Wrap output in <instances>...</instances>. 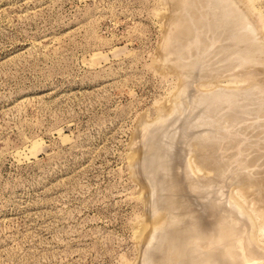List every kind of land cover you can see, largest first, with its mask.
I'll return each instance as SVG.
<instances>
[{
	"label": "rangeland",
	"instance_id": "1",
	"mask_svg": "<svg viewBox=\"0 0 264 264\" xmlns=\"http://www.w3.org/2000/svg\"><path fill=\"white\" fill-rule=\"evenodd\" d=\"M182 1L185 4L188 3L189 6H185ZM195 1L196 0L190 3L189 0H180L177 2L176 0H0V264H146L148 261L146 257L151 255L153 246L150 248L151 243L149 241L151 240H149V238L151 236L146 237L145 235L148 232V226L153 222L154 213H160L159 210H155L154 207L156 206V209H160L161 213L162 210H165V207H168L167 209L169 211L173 209L168 204L166 206L167 202L164 203L162 207V203L160 202H163V200L159 199L163 190L162 187H160L161 189L158 188V185L161 186L163 184L162 179L164 180V178L157 177L163 176L161 175L162 173H159L161 172L160 169H158V171L153 170L155 166L158 168L157 164L155 165L156 160H152L156 157L155 155H163L164 161H169L168 165L170 163V165L173 166L172 169L176 167V170L173 169L176 174H173V171L171 172L179 182L183 183V186L187 185L184 178L187 179L190 177V172L187 171V169L199 174L196 176V180L202 183V185L205 184L206 180L207 182L212 181V185L215 184L211 187L212 189L210 188L211 185H207V187L204 185L203 187L206 189L204 190L200 187L201 184H198L201 189L200 192L203 193L204 191L208 193V190H212L208 194L211 192L215 193L208 195L211 196L213 194L210 197L211 201L219 198L215 196L217 191H222L219 193L223 194L225 190L224 187L228 186L226 189L234 194L232 195L234 199H232L228 191L225 190L224 193H228L226 195H230L229 199L231 198L232 200H235L237 197V201H241L243 205L247 206V209L244 208L245 206H242L244 211L248 210V203H246V201L249 199L254 201V198L260 199L261 197H259V195L263 198L259 200V203L256 199L255 202H252V200L247 202H251L252 205L254 203L257 205L258 209L264 208V179L262 180L260 178H264V151L262 154V149L260 150V148H256L257 146H255L257 140H259L260 143L262 142V145L264 144V100L260 103L261 109L259 108V116L260 114L262 115L261 120L260 117L254 118L253 116H255V114L252 116L249 115L250 120L248 116L245 117V119H248L246 122H254L259 119L258 121L261 123L255 121L253 126H243V129L246 128L245 130L247 131L248 127L249 129L254 127L259 130L257 131L256 129L255 131L253 128L251 129L252 133L250 131L249 133L245 132L242 127H240L241 130L239 128L240 131H237V135L240 138L244 133H247L240 139L243 143L246 142L245 144H247L245 147L242 143L247 149L246 154L252 149L251 145L254 141L253 147L256 149L253 150V148V153L252 150L249 151L250 154L248 153L249 156L252 154V157H247V155L243 153V155H239V158L243 156V158L246 157L245 159H248V161L253 158L252 161L254 166L252 165V161L250 164H248L249 162L247 161V163L245 162L243 165L246 171L249 168L248 165H251V170L249 168L248 171H250L246 173L249 174V176L251 175L250 172H253L252 170H258L256 171L258 172V177H256L257 174L255 171L252 173V175L255 174V177L252 176V178H250L251 176L248 177L244 171H242L244 175L238 171L241 167L243 168V165L238 168V163L236 164L235 162H239V160L240 162L242 161L241 159L243 158L237 160V154L240 153L239 150L243 148V146H237L239 148L238 151L234 149L237 151H234L237 155L236 158L235 155H233L235 161L234 159L232 160V157L228 158L231 156L230 152H232V149L229 150L230 146L233 145L231 144L232 141L236 144V140L234 139L238 136L231 140L236 130L233 132V135L231 134L232 136L230 135L231 138L228 140L224 139L222 141V138H218L216 135L215 137L213 136V133L217 134L218 131H220L219 133L221 136L220 126L222 127V123V132L226 131L224 128L227 126L224 125L225 121L223 122V120L228 121L229 119L227 120V117H233H229L232 115L229 107H225L226 105L224 104L225 109H223L222 112L220 111L223 116H220L221 114L219 115V113L217 114L220 119L219 122L224 118L220 123L217 122L220 126L215 123L217 121L215 119H218L216 115V118L212 116L215 118V122L212 121L204 125L201 123L206 119L205 117L210 115L208 111V115L206 114L205 107L207 106V101H209L208 98L214 96L213 94L211 95V92L218 93L224 88L223 91L226 92L223 94L226 96L227 90L229 91V89L241 93L242 90L248 92V87L257 81L264 84V55H262L264 54V49L262 52V50L258 48V46H261V48L264 47V0H231V3L232 1H235V4L238 2L239 7H237L238 4L237 6L235 4H233L235 6L229 4L230 0H223V4L229 6V9L236 10L235 12H239L238 14H240V16L243 15L240 17L242 24L240 25L238 22L239 25L236 24L238 27L241 26L239 30L244 28L243 31L246 32L244 35V32L241 31L242 29L240 31L237 29L238 27L233 23L234 21L227 26V37L231 35L230 38H233L234 36L232 34L237 30L239 33H242L243 36L240 34L238 36L239 38L236 35V38L239 39V44L241 40L242 45H240V47L236 45L235 47H237V49H234L235 47L233 46L236 44L235 42H237V39L233 38L229 41L230 38L225 37L227 32V29H225L226 31L224 33L222 32V39L224 42L220 40L211 47L212 49L213 47H218L217 50L219 51V47H221V49L233 47L234 50L232 48H230V50L226 49L230 56L232 55L233 57L231 58L229 56V59L227 58L228 60H226L225 57L228 56V52L222 55L221 51H218V53H220L219 56H221L223 60L225 59L222 61L221 57L217 56L218 53L215 49L216 51L214 50V52L217 54H213V56L208 58L211 49L210 51L207 50L208 57L205 55L206 52L203 55L208 58L206 64L208 67L206 65H204V67L208 69L212 64V68L207 70L203 67V69H199L200 71L198 74L200 75L192 74L191 78H189V76L187 82L190 80L192 81V79L194 81L189 83V89H186V73L182 74L181 71L183 70V72H185L186 70L183 69L184 66H182V63L187 62L185 59L186 55H188V49L193 47L198 41L195 35L196 32L202 31V29L208 27L207 23H204V25L202 24L204 21L201 19H204L208 15L207 12H210L209 10L214 12L213 14L215 15H218V12L222 11H219L220 5L219 9L215 10V8L217 9L218 7L213 5L216 0H204L206 3H204L203 0H201L203 2H199L200 0L198 2L196 1L201 5H198ZM189 3H194V8L198 5L196 6L197 10H194V8L191 9L192 5L190 6ZM181 4L185 6V10L183 9L184 6ZM203 4L209 8H205ZM178 6L182 8L183 11H181V9L179 10V8H177ZM199 6L204 7L203 9L207 11L201 10L202 8L200 9ZM188 9L190 13L186 11ZM237 9H241L242 12L245 10L244 14L240 11L237 12ZM176 11L179 15L174 13ZM179 12L183 14L186 12L189 16L192 15L187 17L185 13V18L183 14L182 18ZM197 12H200L199 16H201V19ZM175 14L178 16L176 19L174 18ZM210 14L212 13L210 12L209 15ZM245 17H248L246 18L248 21L244 20ZM172 18L175 20L179 19V23L178 21H175V23ZM184 19L187 23L189 22V26L186 21H182ZM197 19L201 21L199 20L200 22H197ZM172 20L176 24H174L176 28L173 27L174 30L171 27ZM180 21H182V25ZM245 22H249V24ZM194 23L196 24L193 25ZM242 25L245 26L243 27ZM192 27L193 30H191ZM194 27H197L196 32L194 31ZM248 29H252L249 33H255V36L258 35L257 38L253 35V44L257 43V46L255 45L257 47L256 49H254V45H252V49V46L249 48L248 44L247 47L244 44L245 41L243 39L246 38V34L248 33L246 30ZM187 31L189 33H187ZM175 32L178 33L176 34ZM179 33L181 34L179 35ZM169 34L171 36H168ZM252 34H250V36L247 34V38H250ZM179 37L182 38V40ZM167 38L172 40L170 41L172 44L169 42L166 43ZM202 38L206 40L204 39L206 35H201L199 41H202ZM255 39H257V42L254 41ZM259 39L260 41L262 40L260 45H258ZM187 40L188 42H186ZM173 42L175 44L178 43L175 45ZM248 42L247 40L246 43ZM167 44L169 45L168 48L172 47L170 45H174L171 49H168L166 46ZM188 44L190 45L188 46ZM232 44L233 46H231ZM180 45H184L183 47L181 46L182 49ZM175 46L177 49H174ZM241 46L246 49L245 52H247V48L251 49V51H255L254 53L257 57L259 53L262 54L259 55L257 59V57L253 55L254 53L251 52L252 56H255V60L251 62L253 65L250 64L248 66L246 65L248 63L245 62V58L242 57L244 54L242 52H244V50ZM238 48L243 51L240 50V52ZM177 50H180L181 53ZM232 50L236 51L242 59L234 54ZM237 50L242 55L237 52ZM259 50H261V52ZM165 51L167 53H165ZM172 55L173 57H171ZM234 55L236 56L234 57ZM176 56H178L179 59H176ZM183 58L185 59L183 60ZM261 59L262 62L260 61ZM230 60L232 61L230 62ZM227 61L229 64H227ZM239 62L241 63L239 64ZM214 65L215 67H213ZM176 66H179V70ZM215 71L216 73H214ZM246 73L248 74L247 76H245ZM203 75L205 78H203ZM250 75L252 79H248L251 77ZM245 77H248L247 80H245ZM253 78H255V81ZM244 83L247 84L245 85ZM194 86H196L197 89H194ZM184 89L189 90L188 93L190 89H193L195 94L196 91L198 92L199 90L198 96L200 94L204 96L205 93H210L209 95H205L207 100L202 104L203 106L201 104L199 106L200 108L203 107V112L197 107L202 114L205 112L204 118L202 114H200L201 118L197 117L199 116L197 112L195 115L197 119L193 118L195 117L194 109H191L192 112H194V114L192 113L193 115L189 110L191 107L196 108V105H199L198 99H200L199 97L201 96H194L193 90V93L192 91L189 94L186 91L185 93ZM183 92L185 94H183ZM229 93L230 91L228 95ZM182 94L185 99L184 102L181 96ZM187 94L188 96H186ZM190 96L191 98H195V100L197 97L196 101L193 99L191 101H194L195 106H191L192 103L190 104L188 100H186V98ZM218 101L216 100V102ZM176 102L177 104L178 102H182L178 105L181 107L180 109L183 113L187 109L185 113L188 114L190 120L186 117L188 121L185 123L186 120L184 121L185 117H183L181 111L180 117H177L180 115L179 111L175 114L176 118L173 116L174 118L171 119V115L168 118L169 121L171 119L170 124H173V119L176 120L177 118H180V120L177 119L175 122L180 121V124L174 123V125L176 124L177 126H172V129L167 120L168 123L166 122L167 125L164 126L168 127L169 125L170 129H168L169 131L167 130L168 132L166 131L167 134H162L161 138V134L158 132L162 133L161 131L163 129L165 131L166 127H164L163 124L166 123H159V125L163 126L162 129L161 126L158 125V121L163 115L168 116L173 111ZM185 102L189 103L188 106L187 103L186 105L184 104ZM182 104L184 107L186 106V109ZM197 109L195 111H197ZM206 110L209 109L206 108ZM226 110H228V113L230 110V115ZM223 112H226L228 115H224ZM199 118L200 120H198ZM183 121L185 124H188L190 121V123L186 125L188 127L185 126ZM191 121H195L196 124H194L196 126L201 125V127L198 128L199 130L203 127H206V130L203 128L202 131H199L196 128L198 132L196 130L194 131L193 127L195 125H193ZM156 124L158 127L153 129V125L156 126ZM210 124L211 128L209 127ZM189 125L193 130L190 129L188 132L191 133V131H193L194 133H192L197 139H195L193 135L188 136L189 133L186 129H189ZM230 125L232 124L230 123ZM229 126V129L233 127V125ZM180 129H182L183 132L186 131V134L188 133L187 137L185 136L186 138L182 135L183 132ZM152 132H154V137L151 136ZM199 132H202L203 135H205L204 133L206 132V135L212 132L211 135L217 142L219 141V143H221L222 141L225 144L224 147L221 145L222 143H215L217 149H221V151L223 149L222 153L220 150H216V148L215 151H217V154L218 152L220 155L222 154L223 158L225 154V159H230L229 161L231 162H229V164L227 163L229 167L232 163L230 167L232 169L228 168L230 170H226L228 173L225 174L226 176L229 175L226 179L231 182V185L229 182L227 185V180L225 179L226 181H222L226 186L222 187L223 183H217L218 180L216 176L218 174L215 172V174L211 173L213 172V170L210 169L211 166L207 167V165L205 166V164H203V161L201 162V157L199 158L197 155V152L200 151L197 150L200 147L198 148L194 144L200 140L198 138H202L201 140L205 141L206 136H196V133L199 134ZM239 132L242 135H239ZM260 132H263L262 136H260ZM176 133V138H173V135H176ZM148 135L151 136V139L154 138V140L151 141L156 142V140H158V145H164L165 143L166 147L163 148L164 146L162 145V148L167 149L168 153L167 150L163 151L160 145V150H162L164 154H162L161 151L160 154L159 152L157 154L149 151L146 152L147 150L145 147L147 148ZM211 135L209 134L207 138H212L210 137ZM218 135L219 134H217V136ZM225 135L226 134H224V136ZM163 137L166 138V140L163 139ZM168 137L173 139H169ZM189 137H191V139ZM260 137L263 139H260ZM193 138L196 141L193 140ZM244 138L246 139L244 140ZM187 139H189V143L192 141L190 143L191 146L186 142ZM159 140H163L164 142L162 141L161 143ZM170 140H173V142ZM201 140L199 142H202ZM225 141H228L230 145H227ZM242 141H239L240 144ZM249 142H251V145H248ZM216 144L222 147L220 148ZM261 144L258 146L264 148ZM193 145L194 147L196 146L197 149L193 148ZM226 145L229 146L228 149ZM236 145L234 148H237ZM181 147L189 151L188 153H190V155L192 152L191 147L195 149L194 151L196 153L192 152L191 160L188 154L186 155L184 154L185 152H181ZM188 148L190 149L188 150ZM143 149H145V151ZM173 149L174 152H171L170 150ZM179 152L185 155L183 160H181L183 156H180ZM150 153L151 157L149 158L148 155ZM193 153H195L199 159H196L197 157L194 158L195 156H193ZM200 153L199 155L201 156L202 152L200 151ZM220 155L218 154L219 158L217 157L218 162H221V160H223L221 164L227 162V159H221ZM175 156H177L178 159L180 157V162ZM187 158L192 163H189ZM255 158L256 161L258 160L257 158H260L259 160L261 162L257 161L259 164L254 162ZM145 159L149 161L147 160L146 162ZM192 159L195 160L194 162H196V164L201 162L202 164H200L205 167H198L197 165L199 164H195V166H192L193 170L187 166L186 168L184 164H179L182 161L183 163L186 162V165L189 163L191 167V164L194 165ZM150 160L152 162L154 161V163L151 162L154 166L152 167V165H150V168L147 167L150 170H146L144 167L150 164ZM197 160L200 161L197 162ZM176 162H179L178 164L180 166L184 165L181 166L182 169L183 167L186 169H180L181 167L179 165H175ZM242 162H244V159ZM233 163H235V167ZM255 163H257L258 169H256L257 166ZM202 167L204 169L207 167L209 170L208 174H205V171H207L206 169L204 172L202 171L203 169H199ZM233 168H236L237 171L236 169L233 170ZM185 170L189 173H186ZM182 171L189 175L183 174L184 172ZM152 173H159V175L154 176V181L157 179L159 181L161 180L159 182L160 184H158V180L153 182V180L149 178H153V176H150ZM203 173L205 175H203ZM209 173L211 175L210 177H212V179L214 178L215 181L214 179H209ZM177 174L178 178L176 177ZM192 175L194 176L196 174L191 173V179L193 178V180H195V177H192ZM200 175L203 177H200ZM205 176L207 178L206 180L201 179ZM197 177H200V180H205V182L203 183V181H200ZM179 178L182 179V181L179 180ZM217 178L219 179L218 176ZM224 178L225 177H223V179ZM220 179L222 178L220 177ZM220 179L219 182H221ZM184 180L186 184L183 182ZM151 183H153L154 186L158 184L155 187V189H158V194H156L154 188L152 189L154 186H152L153 184ZM216 184H219V190ZM229 186H231V190ZM242 186L245 189V193H248V196L244 194V189L240 191ZM258 189L263 191H259ZM184 191L185 195L192 197V199L188 197L190 198L189 201H194V199H196L191 191L187 189V186ZM219 193L217 194L219 195ZM222 194H220L221 196L219 195L220 198L226 199H223L225 203L226 201L228 202V196L225 194L222 196ZM242 194L248 198L244 200L245 196ZM154 195L155 200L153 199ZM157 195L158 197H156ZM205 195L203 193L202 196L205 197ZM195 196L199 198V196ZM212 197L214 199H212ZM198 198L194 202V208L196 210L197 208L200 210L201 207H204L207 203L210 205V201L206 202V198L203 202V197L200 201ZM163 199L166 201L165 198ZM219 199L216 201L219 202ZM223 200L222 202L220 201L219 204L221 203L222 205ZM232 200H229V203H233L234 201L232 202ZM197 201L200 203V207ZM225 203L223 204L224 206ZM229 203L226 204V208L229 207ZM231 203L230 205H232ZM234 205L230 206L233 210H235L233 207H236ZM252 205L249 204V207H252L251 209H253L254 206ZM211 206L212 205H210V207ZM174 208H176L177 211L173 209L174 211H171L173 213L169 211L167 213L165 210L162 214L165 215V213H167L173 216L172 214L175 213L178 215L174 214L173 217L179 215V217H181L182 204ZM178 208H180V210ZM208 208H206V211L209 210ZM250 208L249 210L251 213L253 210L255 211V208L252 211ZM179 211H181V213ZM206 211H198L200 213L202 212V214L205 213L203 215L205 216V220L209 217V211L207 213ZM168 215L166 217L169 218ZM247 217L249 218V216ZM244 218H246V216H243V219ZM263 219L264 211L260 219L256 220V223L252 220L251 224V221H249L251 218L246 221V223L249 222V224H251L248 226L250 230H254L256 227L258 244L260 243L262 247H264V228L261 227ZM186 221L187 220H184L185 223ZM252 226H254V228ZM154 234L155 233L152 234V237L155 238L159 235V232H156L155 235L158 234L157 236ZM190 241L200 242V244L208 242L207 238L200 237H190ZM153 242L152 244L155 243ZM147 245L151 250L147 249V251H150L148 256L147 252L144 250ZM186 253L184 248H182L181 254L184 255ZM144 254L146 255L144 256ZM143 256L145 260L142 258Z\"/></svg>",
	"mask_w": 264,
	"mask_h": 264
},
{
	"label": "bare ground",
	"instance_id": "2",
	"mask_svg": "<svg viewBox=\"0 0 264 264\" xmlns=\"http://www.w3.org/2000/svg\"><path fill=\"white\" fill-rule=\"evenodd\" d=\"M177 1H180V0H176V2ZM192 1H194V0H192ZM192 1H190L189 0V2L190 3H192ZM197 2L199 1V0H196ZM195 1V2H196ZM204 1V0H203ZM203 1H199V2H203ZM210 1V0H209ZM208 1V2H209ZM211 1H213V0H211ZM215 1V0H214ZM237 1H239V0H237ZM196 2V3H197ZM225 2V1H224ZM227 2V1H226ZM230 3L229 4H235L233 1H232V3H231V0L229 1ZM181 3V2H180ZM180 3H179V6H180ZM182 3H183V1H182ZM189 3V4H190ZM204 3H206L205 1H204ZM213 3V2H212ZM185 6L186 5H188V3L187 4H185V3H183ZM183 4H181V5H183ZM194 4V3H193ZM193 4H190V6H191V9L192 8H194L193 6ZM198 5H201V4H199V3H197ZM237 4H238V2H236V6H237ZM183 5V6H184ZM198 5H196V6H198ZM203 5H205V4H203ZM210 5V4H209ZM213 5L215 6V7H217V9L215 8V10H218L219 9V7H220V9H219V11L220 10H222L221 12H218L219 14L218 15H215V14H213L214 12H212L211 10H209L212 14H210L209 15V13L210 12H207L208 13V15H207V13H206V17L205 16H203V17H205L204 19H201V16H199V13L200 12H197L198 13V16L200 17V19L201 20H203L204 22L202 23L203 25H204V23H207L208 24V27H205V29H202V31H197L196 32V28H195V32H196V39L198 40L197 42H196V44H194V46L193 47H190V49H188L187 47V49H188V55H186V59L185 58H183V60L185 59V61L187 60V62H184L182 59H180L182 62H184V63H182V66H184L183 67V69L184 70H186L185 72H183V70H181L182 71V74H185L186 73V81L185 82H187V79H189V78H191L192 76V74H195V75H197L198 73H199V69H203V67H204V65H206L207 64V60H208V58H210V56H213V54H217L218 53V51L219 50H217V48L218 47H213V49H212V47L211 46H214L216 43H218L220 40H222L223 41V39H222V37H223V35H222V32L224 33L226 30L225 29H227V26L229 25V24H231L233 21V23H235V25H237L238 23H240V25L242 24V22H241V18L240 17H242L243 15H241L240 16V14H238L239 12L238 11H240L241 13H243L244 14V12H245V10L242 12L241 11V9L239 10V9H237V12L238 13H236L233 9H229L228 7L229 6H226L225 4H223V0H216L215 1V4L213 3ZM220 5V6H219ZM235 5H233V6H235ZM179 6L177 7V8H179ZM185 6L183 7V9L185 8ZM189 6V5H188ZM195 6V8H194V10H197L196 7ZM211 6V5H210ZM225 6H226V8H228V9H226L225 8ZM232 6V7H233ZM176 7V6H175ZM207 6L205 5V8H206ZM237 7H239V4H238V6ZM242 7V6H241ZM199 8L201 9V10H203V11H205L203 8L204 7H200L199 6ZM209 7H207V9H208ZM211 8H212V6H211ZM223 8V9H222ZM230 8H231V6H230ZM181 9V11H183L182 10V8H179V10ZM186 9V8H185ZM184 9V10H185ZM190 9V8H189ZM189 9L188 10H186L187 12L189 11ZM193 11V10H192ZM207 11V10H206ZM205 11V12H206ZM216 12V11H215ZM174 13H177V11L176 12H174ZM173 13V14H174ZM180 13V12H179ZM186 13V12H185ZM184 13V14H185ZM188 13H190V11L188 12ZM188 13H186L187 14V17L189 16V14ZM192 13V12H191ZM178 14V13H177ZM177 14H175L174 16V18L176 19V17L178 18V16H177ZM182 14L183 13H180V15L182 16ZM183 14V16H184V18H185V15ZM217 14V13H216ZM179 15V14H178ZM192 15V14H191ZM190 15V16H191ZM201 15V14H200ZM245 15H247V14H245ZM180 16V17H181ZM183 16H182V18H183ZM189 16V17H190ZM197 16V15H196ZM195 17V16H194ZM193 17V18H194ZM202 17V18H203ZM174 18H172V19H174ZM181 18V19H182ZM246 18H248V17H245L244 18V20H247L248 21V19H246ZM174 19V22L175 21H178V23H179V19H177V20H175ZM180 19V20H181ZM195 19V18H194ZM200 19H197L198 21L197 22H200L201 20ZM187 20H188V18H187ZM193 20V19H192ZM200 20V21H199ZM183 22L184 21H186L185 19L184 20H182ZM182 21H180V24H181V22ZM196 21V20H195ZM194 21V22H195ZM173 22V20H172V23H173V25L176 23H174ZM196 22V23H197ZM238 22V23H237ZM172 23H171V27L173 28H175V25L173 26L172 25ZM186 23H187V21H186ZM189 23V22H188ZM187 23V24H188ZM196 23H194L193 25H195ZM237 23V24H236ZM244 23V22H243ZM246 24L248 23L249 24V22H245ZM179 24V25H180ZM206 24V25H207ZM182 25V24H181ZM190 25H191V23H190ZM192 25V26H193ZM197 25H198V23H197ZM199 25H200V23H199ZM239 25V24H238ZM238 25H237V27H238ZM177 26H178V24H177ZM176 26V27H177ZM188 26H189V24H188ZM233 26V25H232ZM232 26H231V28H232ZM243 27L245 26V25H242ZM251 26V25H250ZM170 27V28H171ZM180 27V26H179ZM181 27H184V26H181ZM186 27V26H185ZM201 27H203V26H201ZM235 27V26H234ZM239 27H241V26H239ZM239 27L237 28L238 30H239ZM174 28H173V30H174ZM199 28V27H198ZM204 28V27H203ZM229 28H230V26H229ZM246 28V27H245ZM249 28V27H248ZM251 28V27H250ZM176 29V28H175ZM189 29V28H188ZM236 29V28H235ZM242 29V30H241ZM240 30L241 31H243V29L244 28H241ZM180 30V29H179ZM191 30H193V27H192V29ZM198 30V29H197ZM230 30H232V29H230ZM233 30H234V28H233ZM232 30V31H233ZM238 30L234 33V34H232L234 37V39H237V42H235L236 44L233 46V44L231 45V46H233V47H235L236 45H237V47H238V45H239V47H240V45H242L241 43H242V41L240 40V44H239V35L241 34L242 35V33H239L238 32ZM239 30V31H240ZM250 30H252V29H248V30H246V31H248V33L247 34H249V36H250V34H252V33H249V32H251ZM171 31V30H170ZM184 31V30H183ZM193 31V32H194ZM235 31V30H234ZM173 32V31H172ZM230 32V31H229ZM244 33H243V35L246 33L245 31H243ZM169 33V32H168ZM176 33V32H175ZM178 33V32H177ZM176 33V34H177ZM184 33V32H183ZM187 33H189L188 31H187ZM228 33V29H227V32H226V38H230L231 37V35L230 36H228L227 37V34ZM239 33V34H238ZM253 33H254V31H253ZM181 33H179V35H180ZM247 34H246V38H245V36H244V38L245 39H243L244 41H245V46L247 47V44H248V47L250 48V46H252V45H256L257 46V43L256 44H253L254 42H253V39H254V37H253V35L255 34H252V36L250 37V38H247L248 36H247ZM171 35H172V33H171ZM170 34L168 35V36H171ZM183 35H185V34H183ZM201 35H206V38H204V39H206V40H203V38H202V41H199V39H200V36ZM236 35H237V37L238 38H236ZM242 35V36H243ZM167 36V37H168ZM191 36V35H190ZM192 36H193V34H192ZM255 36V35H254ZM174 37V36H173ZM175 37H178V36H175ZM184 37V36H183ZM186 37V36H185ZM188 37V36H187ZM195 37V36H194ZM256 38L258 37V35L257 36H255ZM169 38H171V37H169ZM169 38H167V42L166 43H171L170 41H172L171 39H169ZM180 38V37H179ZM178 38V39H179ZM192 38V37H191ZM233 38H230V40L229 41H231V39H233ZM168 39H169V41H168ZM181 40H182V38H180ZM188 39V38H187ZM194 39V38H193ZM184 40V39H183ZM185 40H186V38H185ZM188 40H190V39H188ZM188 40L186 41V42H188ZM226 40V39H225ZM228 40V39H227ZM249 41L248 43H246V41ZM176 41V40H175ZM174 41V42H175ZM190 41H192V40H190ZM195 41V40H194ZM234 41V40H233ZM233 41H232V43H233ZM236 41V40H235ZM254 41H256L257 42V39H255ZM262 41V40H261ZM260 39H259V44L258 45H260ZM173 42V43H174ZM186 42H183V43H186ZM193 42V41H192ZM224 42V41H223ZM222 42V43H223ZM178 43V42H177ZM176 43V44H177ZM180 43V42H179ZM191 43V42H190ZM172 44V43H171ZM175 44V43H174ZM173 44V45H174ZM175 44V45H176ZM187 44V43H186ZM221 44V43H220ZM173 45H170V46H172L173 47ZM190 44H188V46H189ZM167 46V48H168V44L166 45ZM166 46H165V48H166ZM181 46L182 45H180V48H181ZM184 46V45H183ZM182 46V47H183ZM224 46V45H223ZM222 46V47H223ZM254 47V49H256L257 47ZM263 46V45H262ZM172 47H169L170 49L172 48ZM211 47V48H210ZM233 47H229V48H222L221 49V47H219L220 48V51H221V53H222V55H224V54H226L228 51L226 50V49H229L230 50V48H232L233 49ZM237 47H235L234 49H237ZM242 47V46H241ZM245 47V48H246ZM166 48V49H167ZM168 48V49H169ZM179 48V47H178ZM185 48V49H186ZM243 48V47H242ZM249 48H247V52H245V50L246 49H244L243 48V50H244V52H242V53H244L243 55L240 53L241 51H243V50H241L240 48H238V50L240 51H238L237 50V52H239L241 55H242V57L243 58H245V62L246 63H248V64H246V65H250L251 64V62H253V60H255V51H251V49H249ZM252 49H253V46L251 47ZM258 48H260L261 50H262V52H263V49H264V47L263 48H261V46L259 47L258 46ZM167 49V50H168ZM174 49H177L176 48V46H175V48ZM182 49V48H181ZM210 49H211V51H210ZM217 51H216V50ZM233 49V50H234ZM165 50V49H164ZM207 50H209L210 51V53H209V57H208V55H207ZM214 50L217 52V53H215L214 52ZM232 50V52H234V54H236L237 56H239V57H241L239 54H237L236 53V51H233ZM261 50H259L260 52H261ZM170 51V50H169ZM173 51V50H172ZM176 51V50H175ZM178 51V50H177ZM208 51V52H209ZM219 51V52H220ZM178 52H180V50L178 51ZM183 52H185V51H183ZM206 52V56L208 57H205V55H203L204 53ZM251 52H253L254 54L253 55H255V56H252V54H251ZM165 53H167L166 51H165ZM168 53H170V52H168ZM175 53H177V52H175ZM181 53V52H180ZM186 53V52H185ZM247 53V54H246ZM258 53V52H257ZM264 53V52H263ZM246 54V55H245ZM262 54V53H261ZM260 53H259V55H261ZM167 55V54H166ZM169 55V54H168ZM220 55V53H218V55L217 56H219ZM228 55V56H227ZM226 56L227 57H225L226 58V60H228L229 59V56H230V54H229V52H228V54H227ZM236 55H234V57L236 56ZM259 55H258V57H257V59L259 58ZM262 55H264V54H262ZM171 57H173V55L171 56ZM219 57H221V56H219ZM231 58L233 57L232 55L230 56ZM242 57L240 58V59H242ZM261 57V56H260ZM179 59V57L178 56H176V59ZM181 58V57H180ZM212 58V57H211ZM228 58V59H227ZM238 58V57H237ZM262 58V57H261ZM189 59V60H188ZM213 59V58H212ZM234 59H236V58H234ZM239 59V58H238ZM239 59V60H240ZM263 59H264V56H263ZM167 60V59H166ZM210 60V59H209ZM219 60V59H218ZM221 60L222 61H224L223 59H222V57H221ZM176 61V60H175ZM181 61H178V62H181ZM189 61H191V62H189ZM221 61V62H222ZM232 60H230V62H231ZM257 61H259V60H257ZM261 62H262V59L260 60ZM170 62V61H169ZM171 62H173V61H171ZM177 62V63H178ZM220 62V61H219ZM228 62V61H227ZM234 62V61H233ZM238 62V61H237ZM243 62H244V60H243ZM245 62H244V64H245ZM176 63V62H175ZM224 63H226V62H224ZM224 63H223V65H224ZM235 63V62H234ZM241 62H239V64H240ZM173 64V63H172ZM227 64H229V62L227 63ZM238 64V65H239ZM243 64V63H242ZM256 64H258V63H256ZM177 65V64H176ZM222 65V66H223ZM230 65H231V63H230ZM236 65V64H235ZM251 65H253V64H251ZM207 66V65H206ZM212 66V64L210 65V67L209 68H212L211 67ZM221 66V65H220ZM226 66V65H225ZM233 66V65H232ZM231 66V67H232ZM241 66V65H240ZM256 66V65H255ZM259 66H260V64H259ZM173 67V66H172ZM177 67V66H176ZM208 67V66H207ZM213 67H215V65L213 66ZM178 68V70H179V66L177 67ZM176 68V69H177ZM180 68H181V65H180ZM205 68V67H204ZM208 68V69H209ZM217 68V67H216ZM220 68H222V67H220ZM227 68V67H226ZM230 68V67H229ZM175 69V70H176ZM182 69V68H181ZM205 69H207V68H205ZM207 69V70H208ZM223 69H224V67H223ZM238 69V68H237ZM236 69V70H237ZM220 70V69H219ZM222 70V69H221ZM226 70V69H225ZM239 70V69H238ZM197 71V72H196ZM202 71H204V70H202ZM213 71V70H212ZM223 71V70H222ZM232 71H233V69H232ZM214 73H216V71L214 72ZM260 73V72H259ZM181 74V75H182ZM203 74V73H202ZM226 74V73H225ZM250 74H252V73H250ZM198 75H200V74H198ZM248 74L246 73V75L245 76H247ZM258 75V74H257ZM190 76V77H189ZM251 76V75H250ZM249 76V77H250ZM254 76V75H253ZM189 77V78H188ZM198 77V76H197ZM244 77V76H243ZM255 77V76H254ZM259 77V76H258ZM183 78H184V76H183ZM184 78V79H185ZM200 78V77H199ZM203 78H205L204 77V75H203ZM234 78V77H233ZM236 78H238V77H236ZM235 78V79H236ZM247 78L248 77H245V80H247ZM255 78H257V77H255ZM255 78H253V80L255 81ZM261 78V77H260ZM195 79H196V77H195ZM239 79H240V77H239ZM242 79V78H241ZM244 79V78H243ZM248 79H252V76L250 77V78H248ZM258 79V78H257ZM200 80V79H199ZM223 80V79H222ZM192 81H194L193 79H192ZM191 80L189 81V82H187V88L186 89H189V86H188V84L189 83H191L192 82ZM198 82V81H197ZM248 82V81H247ZM249 82H250V80H249ZM251 82H252V80H251ZM194 83V82H193ZM185 84V83H184ZM195 84H196V81H195ZM194 84V85H195ZM245 84V83H244ZM247 84V83H246ZM245 84V85H246ZM252 84V83H251ZM190 85V84H189ZM206 85H208V84H206ZM210 85V84H209ZM214 85V84H213ZM184 86V85H183ZM193 86V85H192ZM242 86H244V85H242ZM195 88L194 89H197L196 88V86H194ZM233 87V86H232ZM240 87V86H239ZM238 87V88H239ZM247 87H248V85H247ZM242 88V87H241ZM246 88V87H245ZM186 89H184V92L186 91L187 93H188V91L189 90H186ZM223 90H224V88H222ZM222 89H220V90H222ZM226 89H228V88H226ZM248 89H249V91L248 92H245V91H243L242 90V92L241 93H237V91H234L233 89H229V91H230V93H229V95H228V90H227V95L226 96H224V94L223 93H225L223 90L221 91V92H218V93H213V92H211V95L213 94L214 96L212 97V98H208V100L209 101H207V106L205 107V111H206V114L208 115V112H210V115H208L207 117H205V112L202 114L200 111H199V109L200 110H202V108H200L199 106H200V104L202 105V104H204L205 102H206V96L205 95H209L210 93H205L204 94V96H202L201 94L199 95V96H201V97H199L198 96V92H199V90H198V92L196 91V94H195V91H194V96L196 95V96H198L200 99H198V106L196 105V108L195 107H191L189 110L191 111V114L193 113L194 114V112H195V114H194V116L198 113V115L199 116H197V117H200V114H202V117L204 118H206V119H204L201 123H203V125L204 124H208V123H211L212 121H214V119L217 117L218 118V116H217V114L219 113V115L220 116H223L222 115V113H220V111L222 112L223 111V109H225L224 108V106L225 107H229V109L231 110V116H229V117H232V118H226L228 121H226V120H223V122L225 123L224 125H226L227 127H225L224 129L226 130L225 132H222V129H223V123L221 124L222 125V127L220 126V122L222 121H220L219 122V118L218 119H215V120H217L215 123H217V122H219V123H217L219 126H220V128H221V136H220V131H218L217 132V134H219L218 136H217V134H214L213 133V136L215 137V135H216V137H218V138H222L221 140L223 141L224 139H230L231 138V136L233 135V132L235 133V135L231 138V140H233L234 139V137H237L238 135V132L237 131H240L241 130V128L240 127H242V129H243V126L245 125L246 127L247 126H253L254 124H255V121L256 122H260V121H258V120H255L254 122L253 121H248V122H246V120H248L249 118H250V116L249 115H253V114H255V116H253L254 118L256 117V118H259L260 117V120H261V114H260V116H259V113H260V109H261V106H260V103H261V101H263L264 100V84H262V83H259V81H257V82H255V83H253L250 87H248ZM191 89H190V92L192 91ZM219 90V91H220ZM193 91H192V93H193ZM201 91V90H200ZM203 91V90H202ZM215 91V90H214ZM216 91H217V89H216ZM183 92V94H185ZM189 92V93H190ZM188 93V94H189ZM191 93V94H192ZM183 94L181 95L182 96V98H183ZM188 94L186 95V96H188ZM216 94V95H215ZM260 94H262V95H260ZM185 96V95H184ZM193 96V95H192ZM240 99H239V98ZM187 98H189L190 99V101H189V99H187ZM186 98V100H188V102L191 104V106L193 105V106H195V103H194V101H196L197 100V97H196V100H195V98H191V96L190 97H187ZM238 98V99H237ZM192 99L194 100L193 102H191L192 101ZM182 100V99H181ZM184 98H183V102H184ZM216 100L218 101V100H220V101H218V102H216ZM222 101V102H221ZM188 102H185L184 104L186 105V103H187V106H188ZM219 102H221V103H219ZM180 103H182V102H180ZM179 102H178V104H180ZM177 104V102H176V106H175V108L173 109V111L168 115V116H165V115H163L162 117H161V121L159 120L158 121V125H159V123L161 122V123H168V121H169V117L172 115V117H171V119L172 118H174L176 115L175 114H177L176 112H178L179 111V113H180V115H178L177 117H180L181 116V112H182V110L180 109L181 107L179 106ZM225 104V105H224ZM182 106H183V104H182ZM203 106V105H202ZM171 107V106H170ZM184 107V106H183ZM182 107V108H183ZM197 107H199V109H197ZM263 107V106H262ZM185 109H186V106L184 107ZM188 108V107H187ZM206 108H208L209 110H206ZM260 108V109H259ZM194 109V112H192V110ZM197 109V111H195ZM187 110V109H186ZM186 110H185V112H186ZM230 110H229V113H230ZM181 111V112H180ZM184 111V110H183ZM190 111H189V114H190ZM200 113H199V112ZM208 111V112H207ZM227 111V113H228V110H226ZM184 112V113H185ZM197 112V113H196ZM202 112H203V110H202ZM256 112V113H255ZM178 113V114H179ZM183 112H182V114H183V117H185V119H184V121H185V123H187V121L188 120H190V118L188 117V114H184ZM188 113V112H187ZM224 113V112H223ZM226 112L224 113V115L225 114H227ZM228 113V114H229ZM161 114V113H160ZM192 114V115H193ZM227 114V115H228ZM186 115V116H185ZM204 115V116H203ZM215 115H216V117H215ZM230 115V114H229ZM174 116V117H173ZM212 116H214V117H212ZM246 116H248V119H245V117ZM264 116V115H263ZM186 117L187 118H189L188 120L186 119ZM191 117V116H190ZM176 118V117H175ZM193 118H196V116L195 117H193ZM193 118H191V119H193ZM201 118V117H200ZM200 118L198 119V120H200ZM202 118V119H203ZM209 118H212V119H209ZM221 118V117H220ZM171 119H170V121H171ZM177 119H179L180 120V118H177ZM176 119V120H177ZM197 119V118H196ZM201 119V120H202ZM231 119V120H230ZM168 120V121H167ZM176 120H174L173 119V124H170V121H169V125H171V128H172V126L174 127V126H177L176 124L174 125V123H179L180 124V121L179 122H175ZM197 120V121H198ZM207 120V121H206ZM250 120V119H249ZM252 120V119H251ZM181 121H182V118H181ZM184 121H183V123H184ZM229 121H230V123L233 125V127H231V129H229L228 128V126L230 125V123H229ZM171 122V123H172ZM192 123H193V125H195L196 123H195V121L193 122V121H191ZM199 122V121H198ZM229 123V124H227V123ZM251 122V123H250ZM264 122V121H263ZM167 123L166 124H163V126L164 125H167ZM182 123V124H183ZM184 123V124H185ZM189 123H190V121H189ZM188 123V124H189ZM195 123V124H194ZM261 123V122H260ZM154 124V123H153ZM182 124H181V127H182ZM184 124H183V126H184ZM188 124H185V126L186 125H188ZM257 124V123H256ZM155 125V124H154ZM153 125V129H155L156 127H158V125L156 124V126H154ZM169 125H168V127L167 126H164V127H166L165 128V131H164V129H163V126H161V125H159V126H161V128L163 129L161 132L162 133H160V132H158L159 134H161V138H162V134H165L166 133V131L168 130V129H170L169 128ZM216 125V124H215ZM232 125H230V126H232ZM229 126V127H230ZM257 126H259V125H257ZM186 127H188V126H186ZM199 127H201V125H199V126H194L193 128H194V131L196 130V128L198 129ZM210 128H211V124H210V126H209ZM209 127H207V128H209ZM218 127V126H217ZM160 128V127H159ZM160 128V129H161ZM183 128V127H182ZM204 128V130H206V127H203ZM203 128L201 129V130H199V131H202L203 130ZM213 128V127H212ZM239 128H240V130H239ZM251 128V127H250ZM254 127H252L251 129H253ZM173 129V128H172ZM184 129H186V128H184ZM190 129L191 130H193L192 129V127H190V125H189V129L187 128L186 130H187V132L188 131H190ZM218 129H219V127H218ZM227 129H228V131H227ZM246 129V128H245ZM245 129H243L245 132H251V129H249V127H248V131L247 130H245ZM256 129L257 128H254V130L256 131ZM261 129H262V126H261ZM151 130V129H150ZM177 130V129H176ZM181 131H182V129H180ZM198 130H196L197 132H198ZM259 129H257V131H258ZM163 131H164V133H163ZM169 131V130H168ZM167 131V132H168ZM255 131H253V132H255ZM156 132V131H155ZM176 132V131H175ZM183 132V131H182ZM193 131H191V133L190 132H188L187 134H188V136L189 135H193V133H192ZM205 132V131H204ZM203 132V133H204ZM228 132V133H227ZM237 132V133H236ZM249 132V133H250ZM264 132V131H263ZM263 132H260L261 134H260V136H262V134H263ZM150 133H151V131H150ZM172 133V132H171ZM174 133V132H173ZM177 133H178V130H177ZM177 133H176V135L174 134L173 135V138L175 137V136H177ZM207 133V132H206ZM206 133H204L205 135H203L202 134V132H199V134L201 135H199V134H197L196 133V136L198 135V137H202V135H203V137L204 136H206V139H205V141H202L201 139L202 138H198V139H200L202 142H195L196 144H194V142H193V144L194 145H196L199 149L197 150V151H201L202 152V155L200 156L199 154H201L200 153V151L199 152H197V155L199 156V158L201 157V162L203 161V164H205V166L207 165V167L208 166H211L210 167V169H212L213 170V172H211V173H217L218 175V177H219V179H220V177L222 178V179H220V181L221 182H219V179L217 178V176H216V179L218 180V182L217 183H219V184H221V183H223V181L222 180H224V181H226L227 179V177L229 176H226L225 174H227L228 172H226V170L227 171H229L230 169H232V168H230L231 166H232V163L230 164V167H229V162H231V161H229L230 159H227V162H224V163H222V164H224V165H222L221 164V162L223 161V160H221V162L219 161L218 162V160H217V157L219 158V156H218V154L220 155V153L218 152V154H217V151H215V143H218V144H221L222 146H224L225 147V144L221 141V143H219V141L217 142V140H215V138H213L212 137V135H211V133H209L211 136L210 137H212V138H210L209 139V137L207 138V136L209 135H206ZM215 133H216V131H215ZM240 133V132H239ZM243 133V132H242ZM252 133V132H251ZM153 134V135H152ZM152 134H151V136H153L154 137V132H152ZM167 134V133H166ZM186 134V131L185 132H183V134L182 135H184V137L186 136L187 137V134ZM224 134H226L225 136H224ZM232 134V135H231ZM245 135L247 134V133H244ZM242 135L241 133L239 134V135H242V137L241 138H243L245 135ZM255 134V133H254ZM257 134V133H256ZM156 135H157V132H156ZM231 135V136H230ZM149 136V138L147 139V148L145 147V149L147 150L146 152H153L154 154H157L158 152H159V154L162 152V150L163 151H165V150H167V149H163V148H165L166 147V145H165V143H164V147L161 145V144H159L160 146H161V148H162V150H160L161 148L159 147V145H158V140H156V142L155 141H151V140H154V138L153 139H151L150 137V135H148ZM147 136V137H148ZM160 137V136H159ZM182 137V136H181ZM184 137H182V138H184ZM185 137V138H186ZM193 137H194V135H193ZM239 137V136H238ZM236 138V139H234V140H236L235 142H236V144H238V145H236V144H234L233 143V141H232V143L231 144H233L232 146H230V148H229V146H227L228 144L230 145V143L228 142V141H225L226 142V148L228 149L229 148V150H231L232 149V152H230L231 153V156H229L228 158H230V157H232V160L234 159V156L233 155H235V158H236V156L238 157V159L237 160H239V159H241V158H243V156L241 157V158H239V155H243V153L244 154H246V152H247V149L245 148L246 147V145L247 144H245V143H243V141L242 140H240L241 138L239 137V138ZM259 137V136H258ZM263 137H264V134H263ZM158 138V137H157ZM169 139H173V138H170V137H168ZM176 138V137H175ZM190 139H191V137H189ZM195 139H197L196 137H194ZM193 138V140H195ZM217 138V139H218ZM248 138V137H247ZM160 139V138H159ZM163 139H165L166 140V138H164L163 137ZM208 139V140H207ZM238 139V140H237ZM246 138H244V140H245ZM258 139V138H257ZM260 139H263L262 137H260ZM145 140V139H144ZM161 140V139H160ZM159 140V142H161L162 143V141H160ZM188 140L189 139H187V143H189L188 142ZM171 141V140H170ZM196 141V140H195ZM230 141V140H229ZM239 141H242L241 142V144L243 143L244 145H245V147H244V145L242 144H240V142ZM145 142V141H144ZM143 142V143H144ZM164 142V141H163ZM166 142V141H165ZM171 142H173V140L171 141ZM185 142V143H186ZM192 142V141H191ZM190 142V143H191ZM228 142V143H227ZM238 142V143H237ZM259 140H257V142H255L256 143V145L255 146H257L256 148H260V150L262 149V151H261V153L264 151L263 149V147H259L258 145H260L261 143L259 142ZM263 142H264V139H263ZM168 143H169V140H168ZM168 143H166V144H168ZM190 143L188 144V145H190ZM250 143V144H249ZM248 143V145H251V142H249ZM253 143H254V141H253ZM253 143H252V145H251V147H252V149L253 150H255L256 148L255 147H253L254 145H253ZM257 143H258V145H257ZM224 144V145H223ZM187 145V144H186ZM194 145L192 146L193 148H195V149H197L196 148V146L194 147ZM217 145V144H216ZM219 146V145H217V146H219L220 148L222 147V146ZM235 145H236V147L237 146H243V148H240V150H239V148L237 149V148H234L235 147ZM262 145V144H261ZM145 146V145H144ZM168 146V145H167ZM172 146V145H171ZM175 146V145H174ZM191 146V145H190ZM239 146V147H240ZM262 146H264V144L262 145ZM183 147H184V145H183ZM183 147H181V152L182 153H184V154H188L190 157V160H191V155H192V152H195L194 150L195 149H192V147H191V155H190V153H188L189 151H187V150H184L185 148H186V146H185V148H183ZM188 147V146H187ZM172 148H173V146H172ZM179 148V147H178ZM183 148V149H182ZM248 148H249V146H248ZM145 149H143L144 151H145ZM190 148H188V150H189ZM234 149H236L237 151L239 150L240 151V153L239 154H235V152H237L236 150H234ZM243 149V150H242ZM252 149H250V150H252ZM184 150V151H183ZM216 150H220L221 151V149H217L216 148ZM225 150V149H224ZM249 150V149H248ZM249 150V151H250ZM253 150H252V153H253ZM257 150H259V149H257ZM161 151V152H160ZM171 152L173 151L174 152V149L173 150H170ZM169 151V152H170ZM186 151H187V153H186ZM222 151H223V149H222ZM222 151H221V153H222ZM235 151V152H234ZM249 151H248V153H249ZM145 152V153H146ZM177 152V151H176ZM181 152H179L180 153V156L182 155L181 154ZM225 152V151H224ZM255 152V151H254ZM144 153V152H143ZM167 153H168V150H167ZM196 153V152H195ZM195 153H193L194 155L193 156H195L194 158H196L197 157V155H195ZM229 153V154H230ZM232 153H234V154H232ZM248 153L246 154L247 155V157L249 156L248 155ZM264 153V152H263ZM262 153V154H263ZM162 154H164L163 152H162ZM177 154V153H176ZM182 155L183 156V158L181 159V160H183L185 157V155ZM216 154H217V156H216ZM224 154V153H223ZM227 154V153H226ZM228 154V155H229ZM250 154V153H249ZM262 154H261V156H262ZM151 153L148 155V157L150 158L151 156ZM167 155V154H166ZM179 155V154H178ZM245 155V156H246ZM252 155V154H251ZM250 155V156H251ZM156 157L154 158V159H152V160H156V162H155V165L157 164V167L158 168H156V166H155V168L153 169V170H157L158 171V169H160V171L161 172H159V173H162L161 175H163V176H161V177H159V176H157V175H159V173L158 174H154V173H152L150 176H153V178L152 177H149V178H151L152 180H153V182H156V181H154L155 180V177L154 176H157L158 178H164V180L162 179V182H163V184H162V182H161V186L160 185H158V184H160L159 182L161 181H157L158 182V184H156V185H158V188H160V187H162V194L161 193H159V194H161V197L159 196V199H161V200H163V202L162 201H160L161 203H162V207L164 206L163 204L164 203H166V206H167V204L169 205V206H171V208H173V209H175V211H177L176 210V208H174V207H177V206H179V205H181L182 204V213H181V211H179L180 213H181V217H179V216H177V217H173L174 216V214H172L173 216H171V214L170 215H168L167 213H168V207L166 208L165 207V210L167 211V213H165V215L164 214H162V213H164L165 212V210H162V213H161V210L160 209H156L157 207L155 206V204L153 203V205L155 206L154 208H155V210H159V212L160 213H157V214H155L154 213V218H153V222L151 223V225L150 226H148V232L146 233V237H150V238H152V239H150L149 238V240H151L154 244H152V242L151 241H149L151 244V246H150V248L152 247L153 248V250H152V253H151V255L150 256H148L149 254H150V249L148 248V245L146 246V249H144L145 250V252H147V256L148 257H146V258H148V261H147V263L148 264H264V247H262V245L260 246V243L258 244V239H257V231L255 230V228H254V226H252L253 228H254V230L252 229V227H251V229L252 230H250L249 228L250 227H248V226H250L251 224H252V220L253 221H255V223H256V220H258V219H260V217L262 216V214H263V211H264V208H262V209H258V207H257V205H255L254 203H253V205H252V203L250 202H247V201H251L252 199H249V200H247L246 201V203H248L247 205H248V210H246V211H244V208H246L247 206H245V205H243L242 203H241V201L239 202V201H237V197H236V201L235 200H232V199H234L233 197L234 196H232V195H234L233 193H230L229 192V190H227L226 189V187L228 188V186H226L224 183H223V185H222V187L223 186H226V187H224L225 188V190L226 191H228V193L232 196V199L230 198L229 199V196L228 195H226V194H228V193H224L225 192V190L224 189H220V190H224V192H223V194H225L226 196H228L227 197V199H229V200H232V202L235 204H233V203H231L232 205H230V203H229V200H228V202L226 201V203L224 202V200H226V199H224V198H220V194H222V193H219V192H222V191H217L216 192V198L217 197H219V198H217V199H219L221 202H222V200H223V203H222V205H221V203L219 204V202H217L216 200H212L211 201V196L213 195V194H215L214 192H211V193H213L211 196H208V195H210V194H208L210 191H212V190H208L209 192L207 193V192H204L203 191V193H204V195L206 194L207 195V197L209 198H207L206 197V195H205V197L204 196H202L203 195V193L202 192H200L201 191V189H200V187H202V189H204L205 187H207V185H211L210 186V188L212 187V186H214L215 184H213L212 185V181L210 182V181H208L207 182V178H206V176L204 177V178H201V179H205L206 180V182H205V180L203 181V180H200V177H203V176H201L200 175V177H197V179H199L200 181H203V183L205 182V184L204 185H206L205 187H203L204 185H202V183H199L197 180H196V176L197 175H199V174H197V173H195V171L194 172H191V170H189V169H187V171H189L190 172V177H188V176H186V177H188L187 179L186 178H184L185 180H186V183H187V189L189 190V191H191V193L194 195V198H198V197H196L195 195H197V196H199V198H198V200L200 201L201 199H203L204 198V200H202V202L203 201H205V198H206V202H208V201H210L209 203H210V205H212L211 207H210V205H208V203H207V205H205L203 208L201 207V209L200 210H198V208H197V210L198 211H206V208H208L209 210V217L208 216H206V217H208V219L206 218V220H205V216H203L205 213H203L202 214V212L200 213V212H198L195 208H194V202H195V200L196 199H194V201L192 200V201H189L190 200V198L192 199V197H190L189 195L187 196V195H185L184 194V189L186 188V186L184 185L183 186V183L182 182H179L176 178H175V176L173 175L175 172L173 171V169H175L176 167H174L173 169H172V165H170V163H169V165H168V162H166V161H164V158H163V155H155ZM165 156V155H164ZM221 156V159H224V160H226L225 159V157H226V155L224 154V158H223V155L221 154L220 155ZM249 156V157H250ZM257 156V155H256ZM260 156V157H261ZM264 156V155H263ZM263 156H262V158H263ZM170 157V156H169ZM174 157V156H173ZM176 157V159H178L177 158V156H175ZM187 157V156H186ZM252 157V156H251ZM167 158V157H166ZM165 158V159H166ZM170 158H172V157H170ZM198 157L196 158V159H199ZM246 158V157H245ZM245 158H243L244 159V162H242L243 161V159H241L242 161L240 162V160H239V162L237 161V162H235L236 164L238 163V168H240L241 167V165H243L245 162L247 163V161H248V159L246 160ZM144 159V158H143ZM175 159V158H174ZM175 159V160H176ZM188 159V158H187ZM253 159V158H252ZM252 159L250 160V161H248L249 163L248 164H250L251 163V161H252ZM258 160V162L260 161L259 159L260 158H257ZM146 160V159H145ZM148 160V159H147ZM147 160H146V162H147ZM167 160V159H166ZM179 162H180V157H179ZM186 160V159H185ZM184 160V161H185ZM189 160V159H188ZM190 160L188 161L189 163H192V162H190ZM220 160V159H219ZM246 160V161H245ZM149 161V160H148ZM192 161H193V163H194V165H192L191 164V167H190V165H189V163H188V165H186V162H182L181 161V163H179V164H184L185 165V167L187 166V167H189L190 169H193L192 168V166H195V164H196V162H194L195 160L194 159H192ZM200 161V160H199ZM198 160H197V162H199ZM234 161H235V159H234ZM256 161V158H255V160H254V162H257ZM151 160H150V164L149 163H146V164H149V165H146L144 168H146V170L147 169H149L151 166L150 165H152V167L154 166L153 164H151ZM170 162H172V161H170ZM200 162V163H201ZM233 162V161H232ZM257 162V163H258ZM261 162V161H260ZM143 163H144V160H143ZM152 163H154V161L152 162ZM174 163V162H173ZM177 163V162H176ZM175 163V165H179L178 163L176 164ZM200 163H197V164H199V165H197L198 167H201V166H203V167H205L204 165H201ZM228 163V164H227ZM235 163H233L234 164V167H235ZM257 163H255L256 164V166H257ZM226 164V165H225ZM259 164V163H258ZM139 165V164H138ZM137 165V166H138ZM184 165H181V166H184ZM245 165H247V164H245ZM252 165L254 166V163H253V161H252ZM142 166V165H141ZM144 166V165H143ZM150 166V167H149ZM171 166V167H170ZM180 166V165H179ZM180 166V167H181ZM196 166V167H197ZM237 166V165H236ZM250 166L251 165H248V167L250 168ZM255 166V167H256ZM262 166V165H261ZM261 166H259V167H261ZM147 167H149V168H147ZM178 167V166H177ZM179 167V168H180ZM185 167H183V169H182V167L180 168V169H182V170H184V168ZM186 167V168H187ZM199 168V169H203L202 171L204 172V170L206 169L207 171H205V174H208V169H207V167L204 169V168ZM247 167V168H248ZM255 167H253V168H255ZM263 167H264V165H263ZM185 168V169H186ZM228 168H230V169H228ZM243 168H244V170H243ZM243 168L241 167V169H239L238 171L239 172H241V173H243L242 171H244V173L246 174L247 172H249L250 170H251V168H250V170L248 171V169H247V171H246V169H245V167H244V165H243ZM236 168H233V170H235ZM256 169H258V166H257V168ZM261 169V168H260ZM141 170V169H140ZM150 170V169H149ZM152 170V169H151ZM176 170V169H175ZM194 170V169H193ZM192 170V171H193ZM212 170H210V171H212ZM157 171H155V172H157ZM171 171H173V174H172V172ZM236 171H237V169H236ZM246 171V172H245ZM253 172L252 173H254V171H255V173L257 174L258 172H256V171H258V170H252ZM182 172H184V171H182ZM185 172H186V170H185ZM183 173V174H186V173H189V172H186V173ZM207 172V173H206ZM234 172V171H233ZM239 172H238V174H239ZM178 173V172H177ZM191 173L193 174H196V175H192V177H195V180L197 181H195V180H193V178L191 179ZM214 173V174H215ZM230 173V172H229ZM244 173H243V175H244ZM252 173L250 172V176H249V174H246L248 177H250V178H252V176H254L255 177V174H253L252 175ZM260 173V172H259ZM148 174V173H147ZM176 174V173H175ZM204 173H203V175H205ZM213 174V175H214ZM231 174V173H230ZM262 174V173H261ZM149 175V174H148ZM186 175H189V174H186ZM225 175V176H224ZM178 176V174L176 175V177ZM209 179H212V177H210L211 175H210V173H209ZM225 177L224 179H223V177ZM239 176V175H238ZM260 176V175H259ZM263 176V175H262ZM156 177V178H157ZM180 177V176H179ZM237 177V176H236ZM256 177H258V174L256 175ZM178 178V177H177ZM262 180L264 179L263 177H260ZM214 179V178H213ZM212 179V180H213ZM226 179V180H225ZM238 179H239V177H238ZM179 180H181L182 181V179H180L179 178ZM185 180L183 181L184 183H185ZM216 180V181H217ZM259 180V179H258ZM214 181H215V179H214ZM214 181H213V183H214ZM151 182V181H150ZM228 182H229V180H227V185H228ZM185 183V184H186ZM207 183V184H206ZM230 183V185H231V182H229ZM151 184H153V183H151ZM200 185V187H199V185ZM218 184V185H219ZM240 184V183H239ZM156 185L154 186V184L152 185V186H154V187H152V189L154 188L155 189V187H156ZM218 185L216 184V186H217V189H218ZM151 186V185H150ZM221 186V185H220ZM220 186H219V188H220ZM231 186H229V188H230ZM253 187V186H252ZM259 187V186H258ZM262 187V186H261ZM260 187V188H261ZM184 188V189H183ZM209 188V187H208ZM216 188V187H215ZM214 188V189H215ZM264 188V187H263ZM161 189V188H160ZM159 189V190H160ZM212 189V188H211ZM244 188H243V186H242V188H241V190L240 191H242ZM156 190V194H158L157 193V190L158 189H155ZM155 190H153V191H155ZM204 190H206V189H204ZM216 190V189H215ZM219 190V189H218ZM230 190H231V188H230ZM234 190V189H233ZM255 190V189H254ZM259 190V189H258ZM261 190V189H260ZM259 190V191H260ZM261 191H263V190H261ZM159 192V191H158ZM163 192H164V194H163ZM155 193V192H154ZM190 193V194H191ZM217 193H219V195L217 194ZM240 193V192H239ZM241 193H243V192H241ZM253 193V192H252ZM256 193H258V192H256ZM255 193V194H256ZM263 193V192H262ZM262 193H261V195H262ZM223 194H222V196H223ZM244 194H247V196H248V193H245V189H244ZM250 194V193H249ZM164 197H163V196ZM237 195V194H236ZM241 195V194H240ZM243 195V194H242ZM252 195V194H251ZM203 198H202V197ZM214 196V197H215ZM226 196H225V198H226ZM243 196H245V195H243ZM156 197H158V195L156 196ZM165 198V200L166 201H164V199L163 198ZM188 197H190V198H188ZM201 197V198H200ZM256 197V196H255ZM259 197H261L260 199L258 198V199H256V198H254V201L252 200V202H255L256 200L258 201V203L260 202L259 200H262L263 198H262V196H260L259 195ZM155 198V195H154V197H153V199ZM248 198V197H247ZM246 198V196L244 197V200L245 199H247ZM158 199V198H157ZM212 199H214L213 197H212ZM256 199V200H255ZM155 200V199H154ZM153 200V201H154ZM243 200V199H242ZM216 201V202H215ZM155 202V201H154ZM193 202V203H192ZM198 202V201H197ZM201 202V203H202ZM211 202H212V204H211ZM243 202V201H242ZM264 202V201H263ZM157 203V202H156ZM199 203V202H198ZM225 203V206H227L226 204H228L229 203V207L230 206H236V207H233L235 210H233L232 209V207H225L223 204ZM158 204V203H157ZM205 204V203H204ZM204 204H202V205H204ZM249 204H251L252 206H253V209L255 208V211L253 210V209H251L250 207H249ZM197 205V204H196ZM200 205V203L198 204V206ZM174 206V207H173ZM224 206V207H223ZM242 206H245L244 208H242ZM160 207V206H159ZM195 207H197V206H195ZM200 207V206H199ZM153 208V209H154ZM249 208L251 209V211L253 210V212L251 213L250 212V210H249ZM257 208V209H256ZM173 209H170V211L169 212H171V211H174ZM179 210H180V208H178ZM236 209H238V210H236ZM247 209V208H246ZM208 211H206V213L208 212ZM248 211V212H247ZM171 213H173V212H171ZM202 214V215H201ZM169 216V218L168 217H166V216ZM175 215H178V214H175ZM171 216V217H170ZM243 216H246V218H244L243 219ZM247 216H249V218L247 217ZM167 218V219H166ZM251 218V220H249ZM170 219H171V221H170ZM255 219V220H254ZM184 220H187L186 221V223L184 222ZM247 220H249V221H251V224H249V222H247L246 223V221ZM254 224V223H253ZM261 227H263L264 228V219H263V222H262V224H261ZM161 231V232H160ZM156 232H159V235L157 236V235H155L156 234ZM153 233H155L154 235L155 236H157V237H152V234ZM190 237H200V238H207V243H205V244H200V242H191L190 241ZM154 238V239H153ZM145 239V238H144ZM186 241H189V242H186ZM147 244H149V243H147ZM264 245V244H263ZM182 248H184V250L187 252L186 254H184V255H182L181 254V250H182ZM147 249H149L148 251H147ZM144 253V252H143ZM149 253V254H148ZM146 254H144V256H145ZM142 257V258H144V260H145V257ZM146 263V264H147Z\"/></svg>",
	"mask_w": 264,
	"mask_h": 264
}]
</instances>
